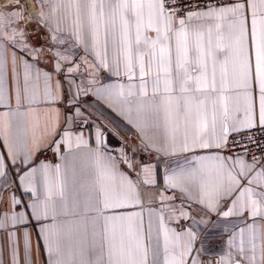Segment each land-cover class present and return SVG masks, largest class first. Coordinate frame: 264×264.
<instances>
[{"label": "snow or ice", "instance_id": "snow-or-ice-1", "mask_svg": "<svg viewBox=\"0 0 264 264\" xmlns=\"http://www.w3.org/2000/svg\"><path fill=\"white\" fill-rule=\"evenodd\" d=\"M90 95L126 106L135 144L84 110ZM41 105H63L49 113L53 136L65 125L53 146L64 163L33 165L43 140L0 129V264H32L33 228L46 264H264V0H0V122L18 129ZM73 141L92 164L86 181ZM145 197L159 204L146 226ZM132 206L142 211H120ZM245 212L252 223L227 222Z\"/></svg>", "mask_w": 264, "mask_h": 264}, {"label": "crops", "instance_id": "crops-1", "mask_svg": "<svg viewBox=\"0 0 264 264\" xmlns=\"http://www.w3.org/2000/svg\"><path fill=\"white\" fill-rule=\"evenodd\" d=\"M37 10H39L40 5H36ZM5 11H10V9H5ZM45 11H47V6L45 7ZM57 16L62 20V26L64 27H70L74 21V17L64 11H58ZM22 26L21 24H18L17 27ZM29 29L35 28L36 23L33 21L32 24H30ZM109 53L111 55V49H109ZM83 55V52L81 51L80 53ZM43 67V65H42ZM108 76V73L105 71H101V79L103 83H109V82H122L127 84L128 80L126 77H116V76H111L109 79H104V77ZM146 79H149L146 77ZM77 82H79V77L77 78ZM135 82L138 84L139 83V78L137 76ZM11 80H9V88L11 89ZM148 98H152V85L151 82L149 81L148 88ZM85 101V111H91L93 113V119L97 120V122H100V119H103L104 123L112 126L114 124H119L120 129L119 133L120 136L124 139L127 140L129 143L135 144L137 137L135 135V129H133L130 125H128L125 120L123 119L122 116L118 115L117 113L120 111H126V106L120 102H112L113 107L116 109V111H113L111 108L108 107V105L102 101V100H97L96 97L94 96H88L83 98ZM23 101V97H22ZM88 105H93V107L88 108ZM13 107H15V101L13 99ZM50 107H60L62 110L63 105H51V106H46V105H41L39 109L35 110L34 112L29 113L25 119L24 123L17 129L15 125V120L12 122L11 128H9V124L7 121L0 122V129H3L5 131H8L9 133V142L12 141L14 138V135H18L20 137L21 142H24L26 140L27 145L29 147H32L36 142H40L43 140L44 147L41 149L40 152L36 153L34 159H33V165L39 164L41 161L50 163V164H61L64 163V161L61 159V156H63L66 153V148L62 144L60 147V152L57 153L53 151V146H54V141L59 139V132L65 127L63 123H61V128L57 130V135L53 136L52 133V125L54 122V117L50 115L49 113V108ZM23 110V109H22ZM8 109L4 107H0V113L2 112H7ZM103 112L104 116L102 118H99V113ZM146 118H151V113L150 112H145L144 113ZM69 131L73 133V136L80 131V129L73 125ZM85 133V138L87 139L89 137V131L88 129H84ZM149 135L152 136L153 139H158V136H156L155 132L153 130L149 131ZM109 144L113 147L118 146L120 141L109 134L108 137ZM88 147L89 148H94L95 147V137L94 134L92 135V138L89 139L88 141ZM0 151L5 152L7 154V149L4 147V141L0 139ZM73 154L75 155L76 159L73 161L75 164L78 172L81 173L82 177L84 178V181H86L88 173H90L92 164L91 161L88 158L87 155V150L86 149H76L75 148V141H73ZM71 159V157H70ZM18 183V182H17ZM247 181L244 180L242 181V184H246ZM52 187L53 191L57 189V177L55 176V173H53L52 176ZM238 194L235 193L233 195V198H235V195ZM17 195L21 196V198L24 200V202L29 201L32 197L31 194H25L22 189H19L17 191ZM222 205L226 206L227 204L230 203V200L228 201H222ZM159 204H149L147 202V197L144 198V203H143V220L145 226L147 225L148 221V209L150 208H158ZM121 212L124 213H129V212H140L142 211L141 207L137 206H132L128 208H124L120 210ZM66 219L69 221L68 224L65 225L66 229H72L76 230L78 227H80V224L78 222V218L74 217H66L62 218ZM261 227V230H264V220H260L257 218ZM240 221H244V223H240ZM228 223H233L235 222L239 227H244L245 224H250L252 223V220L248 218V214L245 212L243 217H230L227 221ZM174 226V223H173ZM237 228V230H238ZM117 230H119V222H117ZM31 236H32V264H46V257H45V252L43 248V243L41 242L40 244V250L37 252V242H38V235L37 231L35 228L32 229L31 231ZM227 239V234L224 235L222 239H218L212 247L218 249L220 247V244L222 243L223 240ZM238 242V241H237ZM21 264H23V254H21Z\"/></svg>", "mask_w": 264, "mask_h": 264}]
</instances>
